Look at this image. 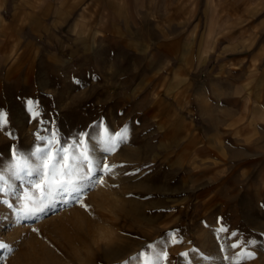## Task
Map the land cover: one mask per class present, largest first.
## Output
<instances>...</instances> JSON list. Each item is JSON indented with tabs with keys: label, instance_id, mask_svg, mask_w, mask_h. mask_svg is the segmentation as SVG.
<instances>
[{
	"label": "rangeland",
	"instance_id": "1",
	"mask_svg": "<svg viewBox=\"0 0 264 264\" xmlns=\"http://www.w3.org/2000/svg\"><path fill=\"white\" fill-rule=\"evenodd\" d=\"M0 113V168L52 131L116 166L38 215L9 180L0 264H264V0H0Z\"/></svg>",
	"mask_w": 264,
	"mask_h": 264
},
{
	"label": "snow or ice",
	"instance_id": "2",
	"mask_svg": "<svg viewBox=\"0 0 264 264\" xmlns=\"http://www.w3.org/2000/svg\"><path fill=\"white\" fill-rule=\"evenodd\" d=\"M28 105L33 118L38 117L39 112L35 110L31 100L28 101ZM6 123V115L0 113V127ZM127 131L126 126L113 134H107L105 129L106 135L98 140L101 145L100 150L104 153L114 152L119 143L126 142ZM36 136L38 140L44 142L43 147H36L28 156L17 155L13 149V161L4 168H0V195L5 194L6 188L12 190L13 186L8 183L9 180L22 181L27 187L22 190L21 195L16 196V199L20 201L19 212L24 215L44 213L56 200L65 204L75 201L87 208V205L81 201L84 190L91 189L97 182L103 184V180L94 179L96 172L111 173L116 166H109L93 156L86 139L87 133H81L71 143L63 144L57 138L55 131H52L47 139L41 137L39 133ZM13 194L15 195L14 192ZM8 206L12 207L11 204ZM221 231H227V229L221 228ZM169 236L175 243V234L171 233ZM161 243L166 242L161 241ZM231 246L239 247L235 243ZM6 247V244L0 242V248ZM147 247L154 249L155 245L149 244ZM140 255L144 257V264H156L161 256L167 259L165 251L158 253L155 260L152 257H146L143 252ZM241 258L251 259L254 258V254L248 252ZM235 264H239V259L235 261Z\"/></svg>",
	"mask_w": 264,
	"mask_h": 264
},
{
	"label": "bare ground",
	"instance_id": "3",
	"mask_svg": "<svg viewBox=\"0 0 264 264\" xmlns=\"http://www.w3.org/2000/svg\"><path fill=\"white\" fill-rule=\"evenodd\" d=\"M86 240V239H85ZM82 241H84V238L81 236V235H79V237L78 238H76V239H74V242H77V244H79L80 242H82ZM99 248H101L100 247V245L98 246V248L97 249H99ZM49 249V248H48ZM50 251V250H49ZM51 252V251H50ZM63 251L61 250V249H59L58 250V253L59 254H61ZM98 252V251H97ZM54 253V252H53ZM56 254V253H55ZM57 257V256H56ZM53 258V257H52ZM48 259V258H47ZM57 259V258H56ZM61 259V258H60ZM45 260V259H44ZM54 261H56V260H54L53 259V262ZM53 262H52V264H53ZM55 263V262H54ZM49 264H50V262H49Z\"/></svg>",
	"mask_w": 264,
	"mask_h": 264
},
{
	"label": "crops",
	"instance_id": "4",
	"mask_svg": "<svg viewBox=\"0 0 264 264\" xmlns=\"http://www.w3.org/2000/svg\"><path fill=\"white\" fill-rule=\"evenodd\" d=\"M260 111V110H259ZM193 140L195 141L196 140V138L195 137H193Z\"/></svg>",
	"mask_w": 264,
	"mask_h": 264
}]
</instances>
